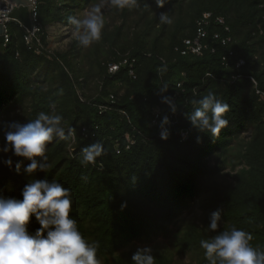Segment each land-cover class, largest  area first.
Returning a JSON list of instances; mask_svg holds the SVG:
<instances>
[{
    "label": "trees",
    "instance_id": "trees-1",
    "mask_svg": "<svg viewBox=\"0 0 264 264\" xmlns=\"http://www.w3.org/2000/svg\"><path fill=\"white\" fill-rule=\"evenodd\" d=\"M100 1L40 0L44 41L49 25L73 26L68 16ZM162 12H168L172 24L160 22ZM113 13L122 25L105 27L84 56L78 40L55 56L38 55L25 46L19 26L10 25L11 42L5 49L0 42V148L9 123L26 124L40 112L51 113L53 106L63 117L66 138L48 145L46 160L37 157L49 165L43 172L26 173L28 159L11 150L0 152V195L22 199V188L35 179L69 188L71 216L89 242H98L103 264H113L111 258L115 264H132L136 245L171 239L174 232L180 234L173 252L155 247V264H177L174 254L208 264L200 240L232 227L250 233L253 246L264 247V0H168L163 8L155 0H138ZM204 13L225 24L212 22L210 48L201 57L182 56L176 49L194 38ZM12 17L30 24L25 8L15 9ZM216 34L220 41L213 40ZM228 38L231 42L223 45ZM125 54L137 60L136 78L127 67L108 73L106 64ZM82 59H89L83 67ZM240 61L244 65L238 67ZM91 84H96L94 94L88 93ZM208 91L230 105L229 124L218 137L186 118L192 101ZM162 96L172 98L175 113ZM157 109L160 117L154 123ZM165 116L169 136L162 140ZM182 131L188 132L185 141ZM95 143L104 146V154L95 165L82 166V149ZM8 158L11 168L3 163ZM196 203L202 211L199 222L180 226ZM218 209L222 218L213 232L207 226ZM38 227L32 217L29 230Z\"/></svg>",
    "mask_w": 264,
    "mask_h": 264
},
{
    "label": "clouds",
    "instance_id": "clouds-1",
    "mask_svg": "<svg viewBox=\"0 0 264 264\" xmlns=\"http://www.w3.org/2000/svg\"><path fill=\"white\" fill-rule=\"evenodd\" d=\"M168 0H155L158 7L163 8ZM138 0H101L90 10L79 15L68 16L69 24L75 26L74 35L79 44L89 47L98 42L105 27L102 8L105 4L123 10L137 5ZM162 24H172L168 12L159 15ZM161 102L169 105L173 113L176 104L169 96H162ZM193 110L187 114L191 125L202 132L218 137L226 128L229 120L226 114L230 105L218 99L213 91H208L199 99L192 101ZM63 117L56 114L53 106L51 113L40 112L37 118L26 124L11 122L5 131L6 144L0 152L23 157L30 161L24 172L33 173L48 169L45 160L46 149L54 140L66 138ZM170 123L165 116L160 124V138L167 140ZM101 143L92 144L82 149L80 163L82 166L95 165L97 158L104 154ZM3 163L11 168V158ZM21 162L16 163L19 173ZM22 199L0 195V264H100L97 257L98 242H89L80 232L77 221L71 216L72 194L56 180L35 179L24 185ZM32 217L39 226L34 232L29 230ZM221 210L210 215L208 229L216 232L220 226ZM253 237L244 230L232 227L219 231L210 239L200 240V247L205 250L204 256L208 264H264V247L253 246ZM132 264H155L151 247H138L131 257Z\"/></svg>",
    "mask_w": 264,
    "mask_h": 264
},
{
    "label": "built area",
    "instance_id": "built-area-1",
    "mask_svg": "<svg viewBox=\"0 0 264 264\" xmlns=\"http://www.w3.org/2000/svg\"><path fill=\"white\" fill-rule=\"evenodd\" d=\"M32 3V11H31V22L29 25L24 24L18 19L12 17V14L17 7L8 0H0V26L3 30L1 41L2 47L5 49L8 44L11 42V30L10 25L12 23H16L19 28L24 33V43L29 51L35 52L38 55H49L55 56V52L50 50L48 43L44 41L45 31L42 27L39 20V6L40 0H29ZM212 22L224 25L225 21L223 18H216L214 20L212 13H204L203 16L197 21V30L194 38L184 40V47L177 48L176 51L180 52L182 56H198L201 57L205 51L209 50L210 43L209 40V32L208 28L211 26ZM226 31H229V28L226 27ZM220 34H216L213 37V40L220 41ZM231 42V39L228 38L222 41L223 45H227ZM137 60L135 58H131L129 54L122 55L119 61H113L106 64L108 73L110 75H114L121 70L123 67H127L129 70V75L133 78H136L135 68H136ZM244 65V61H240L238 67ZM83 82V79L79 80ZM76 92L81 97L80 86H75ZM258 94H260L258 92ZM111 102H114V97H111ZM105 109L101 107V110ZM155 121L160 117V110H155ZM123 115L126 114L123 112ZM170 123L167 125L169 126ZM83 134H86V130H82ZM86 136V135H85ZM182 140L185 141L188 138V132H181ZM127 139L129 137L127 136ZM75 142V137L73 136V143Z\"/></svg>",
    "mask_w": 264,
    "mask_h": 264
},
{
    "label": "rangeland",
    "instance_id": "rangeland-1",
    "mask_svg": "<svg viewBox=\"0 0 264 264\" xmlns=\"http://www.w3.org/2000/svg\"><path fill=\"white\" fill-rule=\"evenodd\" d=\"M101 2V1H100ZM98 2V3H100ZM97 3V4H98ZM92 6H90L89 8L85 9V10H90ZM114 9L113 7L105 4L102 8L103 14H104V19H105V27H108V29L112 30L115 25H119L121 26L123 21L121 20L120 16H117L116 14H114ZM85 10L79 12L77 15L82 14ZM129 19L135 20V17H131ZM128 24H132L131 20H128ZM104 27V28H105ZM127 31V30H126ZM75 32V26H70L67 27L63 24H58V23H54L51 24L47 27V43L49 45L50 50H52L53 52H65L67 50H69L70 46L72 45V43L77 40L76 36L74 35ZM84 51H82V55H86L88 54L92 49H93V44L89 47H83ZM1 56V54H0ZM86 58V57H85ZM89 59H82L83 64L81 63V66L83 67V65H86L88 63ZM96 90V84H91L89 86V91L88 93L90 94H94ZM202 215V211L200 209V205L199 203L194 204V206L192 207V209L186 213L183 216V220L180 223L181 225H184L186 222L189 221H196L199 222L200 217ZM180 234V233H179ZM179 234L177 235L175 232L172 234V238L171 239H160L159 241H156L153 244H142V245H136V249L138 247H151L153 250L156 248L159 249V251H161L162 253H165L166 251L169 252H173V244L175 242V240H177V237H179ZM126 252V251H124ZM123 254V252H121L119 254V256H121ZM175 257V261L177 264H194V258L190 257V256H185V257H180L177 254H174ZM111 263L115 264L116 263V258H111L110 259ZM100 264H103V262H101Z\"/></svg>",
    "mask_w": 264,
    "mask_h": 264
},
{
    "label": "water",
    "instance_id": "water-1",
    "mask_svg": "<svg viewBox=\"0 0 264 264\" xmlns=\"http://www.w3.org/2000/svg\"><path fill=\"white\" fill-rule=\"evenodd\" d=\"M13 3L17 8H25L29 14V20L31 22V11H32V3L29 0H8ZM3 30L0 26V37L2 36Z\"/></svg>",
    "mask_w": 264,
    "mask_h": 264
},
{
    "label": "crops",
    "instance_id": "crops-1",
    "mask_svg": "<svg viewBox=\"0 0 264 264\" xmlns=\"http://www.w3.org/2000/svg\"><path fill=\"white\" fill-rule=\"evenodd\" d=\"M0 42H1V37H0ZM1 54V53H0Z\"/></svg>",
    "mask_w": 264,
    "mask_h": 264
}]
</instances>
